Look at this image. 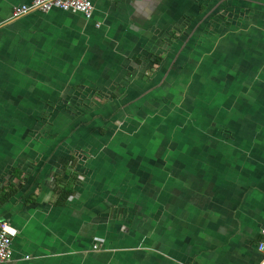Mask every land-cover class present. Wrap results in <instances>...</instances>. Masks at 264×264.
<instances>
[{
    "label": "crops",
    "instance_id": "0c3cea01",
    "mask_svg": "<svg viewBox=\"0 0 264 264\" xmlns=\"http://www.w3.org/2000/svg\"><path fill=\"white\" fill-rule=\"evenodd\" d=\"M29 2L0 0V20ZM90 2V19L0 27V223L17 231L3 264H259L264 42L233 39L247 19L263 30L264 0ZM209 9L220 33L202 28ZM197 34L214 40L188 44ZM124 118L156 141H122Z\"/></svg>",
    "mask_w": 264,
    "mask_h": 264
},
{
    "label": "rangeland",
    "instance_id": "374dc122",
    "mask_svg": "<svg viewBox=\"0 0 264 264\" xmlns=\"http://www.w3.org/2000/svg\"><path fill=\"white\" fill-rule=\"evenodd\" d=\"M198 8V7H197ZM210 10L211 9H209V10H206V11H204V16L206 17V15H207V17L205 18V20L206 21H203L202 22V25H203V27L202 28H204V27H206V28H209V29H212V31L214 32V31H218V33H220L221 31H219V30H221V29H223V28H225L223 25H219L218 23H216L215 21L217 20V17H212L211 15H208L209 13H210ZM252 13V12H251ZM254 15H258V13L256 12V13H254ZM214 16V15H213ZM218 16V15H217ZM260 16V15H259ZM257 17V16H256ZM214 18V19H213ZM211 19H213V21H210ZM216 19V20H215ZM248 20V19H247ZM246 20V22H245V25H243L244 26V32H242L241 34H240V36H236L233 40H234V46L235 47H238V48H240V47H242V45H244L245 44V42L246 41H251L252 42V44H251V48H252V50L254 51V47H257V46H259V47H261V46H263V39H262V37H257V36H259V35H263V33H264V28H263V30H261V32H259V33H257L256 32V29H258V26L259 25H263L261 22H259V23H254V19H252V20H248L247 21ZM248 22V23H247ZM199 23L200 22H198V23H196V25H199ZM217 24V27H214L213 26V28H210V27H208V26H212V24ZM190 26H193V22H187V27H190ZM227 27V26H226ZM264 27V26H263ZM192 33H195V32H192ZM190 34H191V32H188V36L190 37ZM201 35H196V36H192L191 38H188V44H191V45H197L198 44V42L199 41H201V42H203V43H205V44H207V45H210V42H209V38H210V41H212V40H214V39H211V36H209V34H206V36L207 37H209V38H207L206 36H205V34H202V36L200 37ZM245 38V39H244ZM218 39V38H217ZM215 40L214 41V46H215V44L217 45V46H222V47H225L226 45H228L229 47H232V44H231V42L233 41H229V42H227L226 41V38H224V39H218V40ZM253 42H254V44L255 45H253ZM224 44H226V45H224ZM219 47V48H220ZM172 50V49H171ZM191 52V51H190ZM192 53V52H191ZM219 53H221V51L219 52ZM256 55H254L253 56V59L254 60H252V61H250V62H255L256 61V58H257V53H255ZM157 55H155V57H156ZM188 56H190V58H191V55L189 54ZM189 58V59H190ZM154 59V57L152 58V60ZM189 62V61H188ZM223 63V62H222ZM218 64L220 65V62H218ZM158 68V67H157ZM157 68H155V67H153L152 69H149V71H147V72H145L144 74H145V76H149L150 74H152V73H154V72H156L157 71ZM224 69V68H223ZM251 69V68H250ZM250 69H249V73L251 74V76H253V74L255 73V74H257V73H259V68H257V67H252V69H251V71H250ZM227 70V68L224 70V72ZM253 74H252V73ZM262 72V67H261V69H260V73ZM165 93H168V92H166L165 91ZM177 93H178V91H177ZM177 95V94H176ZM176 95H174V96H172L171 98H169L168 99V109L171 107V108H178L179 109V105L178 106H172V104L175 102V100H176ZM163 98H167V95H165V94H163ZM68 105L69 104H72L73 106H74V109H72V110H74L75 112L77 111V107H79L80 106V103H67ZM86 104H88V103H86ZM86 104L84 103V107H79V108H81V109H86L87 107H86ZM67 105V106H68ZM88 109H90V110H92V115H96L97 114V112H98V110H96V108H94V107H91V106H89V104H88ZM99 112H102V111H99ZM98 112V113H99ZM111 121V119H109V121H107V122H110ZM162 121H164V122H166L167 121V118H166V115H164V116H159V117H156L155 116V123L156 124H158V123H160V122H162ZM112 122H113V126H114V124L116 125V128H114V130H116V132L114 133V134H117L119 131L120 132H123L122 134H121V140L122 141H136L138 144H139V147H141L142 145H146V143L147 142H155L156 141V139H154V138H152L150 135H146V134H144L142 131H138V132H136V129L134 128L133 130H132V124L131 123H133L134 125H135V122H133L130 118L129 119H127V118H124V119H121V120H119V119H116V121H114V120H112ZM100 124H103V122H100ZM105 126H106V124H105ZM113 126H112V128H113ZM102 127V126H101ZM100 127V128H101ZM177 127H178V124H175V130L177 129ZM111 128V129H112ZM97 129H99V128H97ZM130 132L129 134H126L127 132ZM111 134H113V133H111ZM178 133H177V130H176V135H177ZM112 137H113V135H112ZM161 146V148H159V150H157V152H156V154H157V156L159 155V154H161L162 153V143H161V141H159V147ZM85 152H87L86 150H85ZM142 150H141V148H140V155L142 154ZM78 155L79 156H83V152H78Z\"/></svg>",
    "mask_w": 264,
    "mask_h": 264
},
{
    "label": "built area",
    "instance_id": "2783aa9c",
    "mask_svg": "<svg viewBox=\"0 0 264 264\" xmlns=\"http://www.w3.org/2000/svg\"><path fill=\"white\" fill-rule=\"evenodd\" d=\"M54 9L80 13L85 19H90L93 13V5L90 0H30L29 3L14 7L8 19L0 20V27L30 12L47 13ZM16 234V229L6 223H0V264L10 261L11 243ZM260 235L262 241L258 250L263 254V258L259 264H264V228L260 231Z\"/></svg>",
    "mask_w": 264,
    "mask_h": 264
},
{
    "label": "trees",
    "instance_id": "16d2710c",
    "mask_svg": "<svg viewBox=\"0 0 264 264\" xmlns=\"http://www.w3.org/2000/svg\"><path fill=\"white\" fill-rule=\"evenodd\" d=\"M224 8V7H223ZM203 9L205 10L206 8L205 7H203ZM223 10H225V9H223ZM227 19H226V17L224 16L223 18L222 17H219V19L217 20V21H215L216 23H218L219 25L221 24H225V23H227V21H226ZM212 21V20H211ZM256 22V21H255ZM212 24V26H208V27H210V28H213V26L214 27H217V24ZM257 23H259V22H257ZM209 28H206V27H204L203 28V30H208ZM161 61H162V56H158V57H156L155 58V56H154V59H153V64L156 66V65H159L160 63H161ZM72 158H73V156H72ZM13 192V190L11 191V193ZM65 192V196L67 197L68 196V194H70V192H71V189L70 190H65L64 191ZM9 194H6V193H4V194H2V195H0V203H2L3 201H5V200H7L8 198H9Z\"/></svg>",
    "mask_w": 264,
    "mask_h": 264
}]
</instances>
